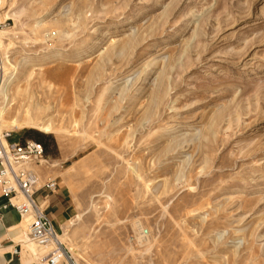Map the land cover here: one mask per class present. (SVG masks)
I'll return each instance as SVG.
<instances>
[{
	"label": "rangeland",
	"instance_id": "374dc122",
	"mask_svg": "<svg viewBox=\"0 0 264 264\" xmlns=\"http://www.w3.org/2000/svg\"><path fill=\"white\" fill-rule=\"evenodd\" d=\"M0 32V132L46 146L78 264H264V0H0Z\"/></svg>",
	"mask_w": 264,
	"mask_h": 264
},
{
	"label": "built area",
	"instance_id": "2783aa9c",
	"mask_svg": "<svg viewBox=\"0 0 264 264\" xmlns=\"http://www.w3.org/2000/svg\"><path fill=\"white\" fill-rule=\"evenodd\" d=\"M11 136L9 132L0 136V188L8 199L3 209L13 207L23 220L28 219V234L32 243L43 248L50 247L43 259L44 264H78L68 248L60 243L52 219L37 200L39 192L55 193L57 182L49 181L40 186L37 176L24 164L44 160L43 146L35 141H27L24 145L9 144ZM3 140L7 142L6 145ZM21 196L25 198L24 202L19 201ZM14 255H19L18 249Z\"/></svg>",
	"mask_w": 264,
	"mask_h": 264
},
{
	"label": "crops",
	"instance_id": "0c3cea01",
	"mask_svg": "<svg viewBox=\"0 0 264 264\" xmlns=\"http://www.w3.org/2000/svg\"><path fill=\"white\" fill-rule=\"evenodd\" d=\"M7 200L0 188V264H44L46 250L29 240L28 219L23 220L13 207L3 209ZM37 200L40 203L43 198L37 197ZM46 204L47 202L44 201L42 206ZM55 216L53 215L54 218ZM56 220L58 222V218ZM54 226L58 229L56 222ZM16 249L19 250V255H14Z\"/></svg>",
	"mask_w": 264,
	"mask_h": 264
},
{
	"label": "bare ground",
	"instance_id": "6f19581e",
	"mask_svg": "<svg viewBox=\"0 0 264 264\" xmlns=\"http://www.w3.org/2000/svg\"><path fill=\"white\" fill-rule=\"evenodd\" d=\"M0 36H1V32H0ZM1 38V37H0ZM2 42L0 41V47L2 48L3 46H2ZM3 67H5V66H3ZM1 73V72H0ZM3 74V73H2ZM0 129H1V127H3V123H4V121H5V117H6V113H7V111H8V109L12 106V101H11V98H10V90H9V87H10V83H11V81H10V76H8V74H3V75H1L0 74ZM29 114V113H28ZM34 123V122H33ZM33 123H32V125H33ZM26 124H29V122H28V120H27V116H23L22 117V119L20 120V122H19V120H14V121H12V123H11V127L12 128H14V130H19L20 128H23ZM48 125V124H47ZM39 130L41 131V132H43V133H50L51 132V130H50V127H49V125L48 126H46V125H44V126H42V127H39ZM3 133L2 132H0V136L2 135ZM3 144L4 145H6L7 144V142L6 141H4L3 140ZM21 160H24V158L23 159H21ZM23 162V161H22ZM49 162L46 160V159H44V160H42V161H39V162H36V166L37 167H41V166H43V165H45V164H48ZM25 165H27V166H30V165H33V164H35V163H29V162H25L24 163ZM35 174V173H34ZM38 174V173H37ZM39 176V175H38ZM37 176V177H38ZM38 178H40V176L38 177ZM39 180V179H38ZM41 180V179H40ZM39 184H40V182H39ZM19 201H25V198L23 197V196H21L20 197V200ZM43 207V206H42ZM43 209H44V207H43ZM79 218V217H78ZM139 229L141 230V226H139ZM141 240H140V245L141 246H143V247H149L150 246V243H149V241L147 240V238L146 239H143V238H140ZM29 240H30V238H29ZM31 241V240H30ZM59 241H60V243L62 244V245H64V246H66L64 243H63V241L62 240H60L59 239ZM38 246V245H37ZM40 247V246H39ZM40 248H42V249H44V250H48L50 247H46V248H43V247H40ZM69 249V248H68ZM70 251V250H69ZM72 251V250H71ZM70 251V252H71ZM48 253V252H47ZM46 253V254H47ZM71 254H72V252H71ZM73 255V254H72Z\"/></svg>",
	"mask_w": 264,
	"mask_h": 264
},
{
	"label": "trees",
	"instance_id": "16d2710c",
	"mask_svg": "<svg viewBox=\"0 0 264 264\" xmlns=\"http://www.w3.org/2000/svg\"><path fill=\"white\" fill-rule=\"evenodd\" d=\"M33 140L35 142H37L38 144L42 145L44 147V151H45V154L47 153V148L46 146L39 140V138H33Z\"/></svg>",
	"mask_w": 264,
	"mask_h": 264
}]
</instances>
